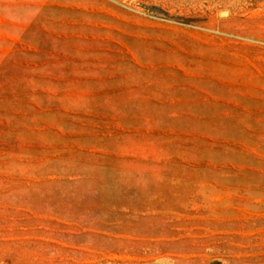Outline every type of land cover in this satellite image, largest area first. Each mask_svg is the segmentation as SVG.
Listing matches in <instances>:
<instances>
[{"label": "rangeland", "instance_id": "obj_1", "mask_svg": "<svg viewBox=\"0 0 264 264\" xmlns=\"http://www.w3.org/2000/svg\"><path fill=\"white\" fill-rule=\"evenodd\" d=\"M167 110L261 132L168 148ZM92 177L180 180L99 205ZM112 206L131 237L76 233ZM0 264H264V0H0Z\"/></svg>", "mask_w": 264, "mask_h": 264}, {"label": "crops", "instance_id": "obj_2", "mask_svg": "<svg viewBox=\"0 0 264 264\" xmlns=\"http://www.w3.org/2000/svg\"><path fill=\"white\" fill-rule=\"evenodd\" d=\"M192 91L201 93V90L195 86H189ZM245 112V116L249 114L248 111ZM149 117L158 116L155 114H161L169 119H181L183 125L173 126L172 122H169L165 128V143L168 144V148L173 147V143L176 144L177 148H185L198 150L200 145H198L194 140L207 141L211 146L218 147L224 143L236 142V138H231L230 134H249V133H260L261 131L249 126L248 122L242 121V117L238 115H228L230 122H233L230 126L234 127V131L227 130L223 128L222 121L220 120V114L215 115L213 112L196 111V110H181V111H155L151 113ZM173 121V120H172ZM229 135V136H227ZM170 157V156H168ZM181 163L188 168L195 170L203 169L206 166L211 167L214 165L212 162H206L197 155H185V157L180 156ZM68 184L71 186L78 185L82 183V179L70 178L68 179ZM180 180L178 177H92V184L86 185V190L91 192V197H97L99 205H104L107 203L116 204L117 200L120 198L133 199L134 197L142 199H157L158 194L156 193L159 187L168 185V182H173ZM185 180H188L187 178ZM197 180V179H196ZM87 182H89V177H86ZM132 188L143 191L139 194H130L127 191ZM153 191V192H150ZM147 192V193H145ZM85 197H89L86 194ZM161 197H165L161 195ZM109 212L106 213L99 222L95 223V219H92L91 225H86L84 227L79 226L76 229V233L83 235L90 239L93 244L94 242L107 241V240H119L124 239L126 235L124 233L123 223L126 219L125 214L129 213L132 217V207H121L120 209L114 208L113 206L109 208ZM140 216L135 218H144L147 215H156L158 210L156 207L146 208L137 211ZM109 214V215H107ZM112 214V215H111ZM118 214H122V217H118ZM134 219V217L129 218ZM69 226H73L72 222L68 223ZM131 237V235H128ZM92 242L84 241L75 244L76 248L79 250H84L86 252H96L100 253L95 249H90Z\"/></svg>", "mask_w": 264, "mask_h": 264}]
</instances>
